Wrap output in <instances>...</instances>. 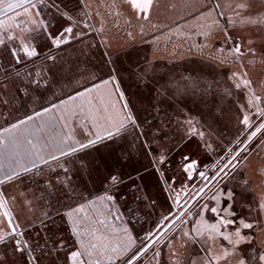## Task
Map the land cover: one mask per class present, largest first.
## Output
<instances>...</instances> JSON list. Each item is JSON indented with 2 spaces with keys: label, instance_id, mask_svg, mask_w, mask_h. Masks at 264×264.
<instances>
[{
  "label": "snow or ice",
  "instance_id": "1",
  "mask_svg": "<svg viewBox=\"0 0 264 264\" xmlns=\"http://www.w3.org/2000/svg\"><path fill=\"white\" fill-rule=\"evenodd\" d=\"M256 0H243L239 3H225L221 5L214 0L197 11L196 22L192 25L196 29L197 35L207 39L214 30L227 32V28L237 26V21L224 11H218L222 7L234 11L237 17H241L240 24H254L255 20L246 19L248 13ZM133 9L144 14L143 19H149L148 13L153 6V0H129ZM261 7H264V0H259ZM50 6L54 7L52 0H0V14L7 19L11 18L13 26L0 24V29H4L9 42L16 40L17 37L11 35L12 29L21 28L18 18L21 15L28 16L26 24L31 28L22 29L24 33L36 32L44 36L50 45L56 49L67 45L70 41L84 42L87 39L91 25L85 23L83 28L79 27V17L65 13L58 9L61 17H66L67 24L53 31L52 21L45 19H34L30 9H36V16L47 15L43 10ZM23 10V12L19 10ZM215 13V15H213ZM18 14V15H16ZM84 15H87L85 12ZM219 17H225L223 23ZM211 19V23H199ZM7 19L0 18V21ZM188 27V25H185ZM74 29H79L75 31ZM95 31L94 29H92ZM142 31V29H141ZM131 37L132 33H128ZM35 39V37H30ZM5 43L0 38V45ZM233 47L226 55L213 54L211 59L221 65L228 62L229 58L240 59L244 55V49L236 40H232ZM104 48H109V42H103ZM252 41L249 40V45ZM201 52L208 47L207 44L198 46ZM8 54L14 59L16 64L21 63V57H38L37 46L20 41L19 47L13 46L7 49ZM249 54H254L251 47L248 48ZM224 48L219 49V53L224 54ZM112 53L105 51L102 53L103 59L98 66L97 71L102 75L96 76L91 86H86L84 90L77 91L68 99H61L59 103L50 101V106L40 104L41 82L34 80L30 76L20 73L18 70L13 76L17 80H23L24 95L32 98L34 107L33 114H26L25 118H17L10 126L3 127L0 131V207H7L9 203H15L18 199L27 200L26 195L21 193L16 198H9L7 189L3 186L7 183H15L19 180L23 182L31 177L37 184H42L40 191L42 196L40 200L50 199L54 195L65 196L68 200L66 207L69 209L61 218L70 225V234L73 239V247L63 242V238H57L54 233L49 234V228L55 226V218L51 212H44L40 217V225L44 229L40 241L33 242L30 235H26L20 230V225L15 223L10 212L5 211L4 216L8 217L7 224L0 230V264H42L47 259L50 264H57L63 257L62 264H151L152 258L147 257L151 250L153 257H160V243L167 238V241H173L180 237L181 246L188 242L199 243L204 255L195 260H182L179 249L173 253L176 256L174 264H264V251L249 249L246 253L242 245L252 246L255 237L246 233L244 230H251L252 233L258 229L264 234V190L261 191L258 199L255 201V215L253 208H249L246 216L235 218L236 214L232 209V204L222 207V203L234 200L232 190L223 191L217 186L215 191L208 196V200L200 206L195 212V217L191 222L186 217H192L191 208L179 211L174 217L165 213L162 217V223L155 232L150 231L147 236L141 239L139 233L135 232L132 226L131 217H139L137 213L144 214V208L154 207L152 197L148 195L147 189L143 184L144 177L148 170L133 169V172L125 175L123 169L125 166L137 158L141 152L149 159L151 171L157 179L163 178L161 189L167 185L168 192H176L175 183L179 177L166 175L167 165L175 163L185 179L192 180L194 173L201 181L200 186L195 193H188L187 186L181 184L180 191L185 196L193 200H198L207 194V191L213 185L223 178L230 175V170H235L242 159V154L247 151L248 145L259 135L264 137V108L261 107V96L255 92H250L248 102L244 106L245 112L239 121L243 128L238 127L234 140L224 141L223 137L214 141L216 147L220 149L213 167L215 171L212 175L206 174L198 168V161L190 155L184 154L181 162H173L171 159V149L161 151V141H166L167 137L160 128L152 129L151 126L145 128L146 121H141L139 115L134 111L130 101L127 100L125 92L121 90L120 68L117 67V60L112 59ZM47 59L56 61V57L49 55ZM118 59V58H117ZM33 63L35 61L33 60ZM251 63V61H250ZM148 68H139L135 72L138 82L143 83L148 78ZM40 76V72L35 73ZM95 76L96 73L94 72ZM11 78V77H10ZM187 79V78H185ZM234 83L236 89H250L252 82L249 79H242L237 72L233 71L229 77ZM239 81V82H238ZM34 85V87H33ZM147 87V84L144 85ZM93 94H97L93 96ZM187 93L180 88H175L176 95H186ZM161 95L159 91L156 96ZM156 96L153 99H156ZM98 99L99 104H94L93 100ZM77 100L81 101L80 112L83 116L77 125L78 132L69 128L67 134L58 130L54 136L48 137L47 142L41 137L45 129H59L61 122L63 127H68V117L65 116L67 105ZM157 104L153 105L156 111H159ZM39 105V110L37 109ZM85 105L87 107L85 108ZM255 109V115L259 116L257 122L249 111ZM36 121H39L37 125ZM175 130L178 131L182 140L177 145V150L184 143L199 138L205 145V150H211L212 145L205 140V132L198 130L194 126L191 117L177 119L174 121ZM187 125V127H185ZM211 128V125L208 126ZM212 136V132H208ZM79 137V138H77ZM149 138L150 141L149 142ZM101 148L108 149L107 155H99L93 158L92 152L100 153ZM58 153V155H57ZM50 161L52 163H50ZM41 165L45 166L44 168ZM103 168L106 172L102 176V183L106 186L104 194L98 195L96 199H91L76 184L74 177L90 176L93 172L99 173ZM45 171L49 173L45 177ZM51 173H55L57 180L53 181ZM63 173V176L60 174ZM39 177L40 179H36ZM127 189V193L124 191ZM143 189V192H142ZM242 190H248V182L244 181ZM130 193V194H129ZM124 197L125 204L117 207L120 198ZM87 200L86 203L81 201ZM209 201L214 202L211 206ZM173 202L178 209L181 208V196L179 192L173 197ZM187 202V201H185ZM30 203V202H29ZM78 204V206H73ZM135 204L136 207H132ZM86 209H91L94 213L89 215ZM129 216L127 222L121 216ZM171 212V207L169 208ZM211 212L216 221L210 223L205 213ZM59 215V209H57ZM83 214V216H81ZM113 220L119 221L120 226L113 225ZM159 223V222H158ZM191 226L185 228V225ZM99 224L105 229L111 228V235H105L95 225ZM167 225L165 228L164 225ZM233 226H235L233 228ZM175 231V234L168 236L169 232ZM39 229H37L38 231ZM115 237V239H113ZM167 246V243L166 245ZM264 248V240L261 242ZM67 249V251H64ZM155 264H160L157 259Z\"/></svg>",
  "mask_w": 264,
  "mask_h": 264
},
{
  "label": "rangeland",
  "instance_id": "2",
  "mask_svg": "<svg viewBox=\"0 0 264 264\" xmlns=\"http://www.w3.org/2000/svg\"><path fill=\"white\" fill-rule=\"evenodd\" d=\"M192 1L194 2V0ZM193 2L189 4L187 16H185L187 22L182 23L184 20V12H182L180 16L178 11H174L173 9L177 7V4H174L176 3L175 0H171L172 9H166L164 19L157 22L155 20L141 22L128 18L124 20V25L118 26V28L115 23H110V27L104 31L105 36H103V34L102 36L110 40V38L113 39L116 34H119L124 40L122 44L118 45H110L109 43L110 46L107 51L113 54L112 59L117 60V67L120 68V76L122 77L120 81L121 90L125 92L127 100L130 101L134 111L139 115L140 120L147 122L145 128L149 126H151L153 130L160 128L167 137L166 141H161V151L167 152V150L171 149V159H178L184 154H188L192 158H200V164L203 169H205V171L209 169V171H211L210 174H213V171H215V169L212 171L213 165L217 159V156L213 153H218L220 151V149L216 147L214 141L218 140L220 137H223L224 141L234 140L237 128H243V125L240 124L239 121L242 119L245 112L244 106L248 102L249 92L246 91V89H236L233 81L229 79L233 71H240L242 74L241 67L244 63L243 57L240 59L231 57L227 63L221 65L217 61L211 59V56L213 54L226 55L230 48L234 46L232 43L233 39L239 42L243 49L245 48L244 46H250V36L246 33L243 34V24L239 26V21H237V26L235 28L230 27L232 30L231 34L235 37H231V39L225 37L220 39V42H213L212 40L207 41L205 37L197 35L196 29L192 27L195 22V12L190 9V7L193 6ZM255 21H257V23L251 24L252 28L255 24L261 22L260 20ZM87 24L91 25V29L86 30L88 31V36L85 41L88 42L91 38H95V36H98L100 33L92 21L88 20ZM185 25H188V27H185ZM76 31H78V29ZM128 33H132L133 36L130 37ZM251 33L253 39L254 36L259 38L260 33L257 29ZM76 43L78 50L76 59L69 61L70 68L65 69L66 71L68 70L67 73L59 76L56 74L45 75V81L54 84L57 88V92L54 90L52 91L55 102L66 99L69 95L73 94V90L69 93L67 92V87H65L67 82H73L74 79H76L77 88H79V83L84 84V79L87 81L88 76L84 74V66L87 72H92L90 83L96 79V76L102 75V73L97 71L103 59L102 53H104L99 47L100 45H95L93 42L84 43L76 41ZM203 44H207L208 47L201 52L198 46ZM253 45H255L254 41L251 46ZM220 48H224V54L219 53ZM146 65L149 66L148 78L143 83L138 82L135 72ZM73 71H75L76 74H74ZM94 72L96 73L95 76L93 75ZM240 76L242 77V75ZM82 78L83 80L79 82V79ZM145 83L147 87L144 86ZM175 88H180L187 94L182 96L176 95L175 98H173ZM79 90H76V92ZM157 91H159L161 95L156 96ZM44 93L47 94V91H44ZM56 94H59V96L56 97ZM93 96L96 95L93 94ZM154 96H156L155 100L153 99ZM51 98L53 97H49L48 100ZM157 101H159V111L153 108V105L157 104ZM94 104L98 105L99 100L95 99ZM261 107L264 108V99L261 100ZM249 114L257 122L260 120L259 116L255 115V109H251ZM185 117H191L194 126L205 132L206 138L204 139L207 140L208 144L212 145L211 150L206 151L205 145L199 138L184 143L183 146L177 150V145L182 140V136L175 130L174 121L177 119L182 120ZM209 125H211V128L208 127ZM185 127H187V125H185ZM208 132H212L211 137L208 136ZM149 142H151L150 138ZM260 145H264V137L258 135L248 146L247 151L242 154V159L238 163L237 168L235 170H230V175L227 178L221 179L219 185L216 184L221 187L223 191L232 190L234 192V200L222 203V207H227L228 203L232 204V209L237 219L246 216L250 207L253 208V215H255V201L258 197L256 200L252 198V192L250 191L249 181L243 164L250 154L259 151L258 147ZM107 153L108 149L101 148L100 153L93 151L92 157L95 158L101 154L107 155ZM134 168L148 170L147 175L144 177L143 184L147 189L148 195L152 197V202L154 204V207L142 206L144 208V214L141 215L137 213V217H139L138 222L136 217H131L135 232L139 233L141 239H143L150 231H156L155 226L160 222L165 213L169 215L175 212L173 215H176L181 209L176 207L177 212L174 211L175 208L169 200L166 186L164 185V190L161 189L163 181L161 179L158 180L156 174L151 171L149 159L143 152H141L130 165L125 166L123 171L125 175H127L133 172ZM176 169L177 166L167 167L166 175L171 177L174 176L176 174ZM177 172L180 177L179 180H185L178 169ZM105 174V170L101 168L99 173L93 172L90 176L84 178L77 175V177L80 178V180H77V185L82 191L86 190L87 192L91 189V194L93 196L103 195L106 186L102 183V176ZM86 179L88 181L90 180L92 184L91 187H88L89 183L87 185L85 182ZM244 181L248 182L247 191L242 190ZM212 188L214 187L212 186L202 198L195 200L193 205L189 207L192 209L193 216L186 217L185 219H188L190 222L192 219H198L194 214L200 209V206L208 200V196L213 192ZM124 191L127 193L128 190L124 189ZM188 201L187 205H189L193 199H189ZM209 203L211 206H214V202L209 201ZM124 204V197H121L117 207H122ZM132 207H136V205L133 204ZM170 207L171 212H169ZM184 208L182 210H184ZM120 214L123 216L125 222L130 218L129 216H124L123 211H121ZM205 215L210 223L216 221V217L211 212H207ZM190 226L191 223L184 227L187 229ZM164 227L166 228L167 225L165 224ZM234 227L235 226H233V228ZM61 231L63 234V230ZM175 231L174 229L172 232H169L168 236L174 235ZM244 231L255 236V232L252 233L251 230ZM257 231L258 229L256 232ZM41 236L42 235L35 234L30 235L33 242L40 241ZM61 237L64 240L63 242L68 245V248L73 247L74 238L71 235L65 233ZM166 243L167 246H165ZM159 247L161 250L160 257H153V252L150 250L145 260H147V258H152L151 264H155L157 259L160 261V264H174L176 256H174L173 253L176 252L177 249L180 251V258L185 261L195 260L204 255L199 243L188 242L181 246L179 236H177L176 240L170 242L165 238L164 241H161ZM241 247L245 249L246 253H248L250 248L253 250H260L255 241L252 246L242 245ZM64 251H67V249H64ZM62 261L63 257L61 256L57 264H62ZM47 264H50L49 260Z\"/></svg>",
  "mask_w": 264,
  "mask_h": 264
},
{
  "label": "crops",
  "instance_id": "3",
  "mask_svg": "<svg viewBox=\"0 0 264 264\" xmlns=\"http://www.w3.org/2000/svg\"><path fill=\"white\" fill-rule=\"evenodd\" d=\"M175 2L176 3L174 4H177V7H174L173 10L178 11V14L180 16L182 12H184V20L182 21V23L187 22L185 16H187L186 14L189 10V4L193 1L175 0ZM211 2L212 0H194L193 6H191L190 9L193 10L196 14L199 9L208 6ZM214 2L224 5L225 3L235 4L243 2V0H214ZM52 4L55 6H50L48 9H44L43 11L47 13V15L43 16H36L35 13L37 10L30 9L32 17L37 20L45 19L47 21L50 19L52 21L53 31L67 24L66 17H61L58 13V9H62L65 13L73 15L74 18L79 17L80 28H82L84 24L87 23L88 20H90L95 25V27L98 28L100 34H98V36H95V38H91V40L88 42L84 41V43L93 42V44L95 45L98 44L100 45L99 47L103 50V52L107 51V49L104 48L103 42L107 41L110 43V45H118L122 44L124 41L122 37L119 36V34H116L115 38H110V40H108L109 38L103 37L105 36L104 31L108 27H110V23H115L116 27L118 28V26L124 25V20L128 18L139 20L141 22H149L150 20H155L157 22L165 18L164 14H166V9H172L171 0H153V6L148 13L149 19L145 20L143 19L144 14L138 12L136 9H133L129 3V0H52ZM19 11L23 12L22 9ZM218 11H224L226 15L232 16L236 21H239L241 19V17L236 16L234 11H230L227 8L222 7ZM85 12L87 13V15H84ZM246 12L248 14L243 18L260 20L261 22L259 24H255L253 28L251 24L242 25L244 27L243 34L246 33L247 35H249L252 44L254 41L255 45L244 46V63L241 67L242 74L240 73V71H237V73L239 76L242 75V77L240 76V80L249 79L252 82L251 88L246 89V91H248L249 93L255 92L256 94L261 96L262 100L264 99V7H261L259 4V0H256V2L253 4V7L250 10H246ZM213 15H215V13H213ZM0 18L7 19V17H3L2 14H0ZM219 19L223 23L225 17H219ZM27 20L28 16L25 15H21L18 18V22L21 24V28L14 27L12 29V32L10 34L17 37V39L11 42L7 40L8 34L5 32V30L0 29V38H3L5 41L3 45H0V125H2L3 127L10 126L12 122H16L17 118H25L26 114L34 113L32 98L30 96L24 95V81L15 79V77L13 76L14 72L18 70L20 73H23L26 76H30V78L34 80H39L41 82L40 104L43 106H50L49 102L55 100L54 95H52V91H56L57 88L56 86H54V84L45 81V75L56 74L59 76L61 74L67 73L68 70L66 71L65 69L70 68L69 61H73V59L75 60L78 52L76 41H70L69 44L61 46L60 49H56L52 47L50 45V42L39 33H24L22 31L23 28H31L30 24L25 23V21ZM199 23H211V19L209 18L206 21H199ZM0 24H7L8 27H12L13 21L11 18H9L5 21H0ZM238 24L240 26L239 22ZM230 27L232 26H229L227 28V32L222 30H214L207 38V41L212 40L213 42H220V39H223L225 37L228 39H231V37H235L233 34H231L232 30L230 29ZM255 28L260 34L259 38H256L257 36H254L253 39V35L251 32L256 31ZM74 30L76 31L77 29ZM30 37H35V39H31ZM21 40H23L24 43L30 44L32 46H37L38 57L27 58L22 56L21 63L16 64L14 59L8 54L7 49L13 47L14 45L19 47ZM249 47L253 49L254 54L248 53L247 50ZM50 54L56 57L55 62L47 59ZM33 60L35 61V63H33ZM83 68L84 74L88 76L87 81L86 79L83 80V78L79 79V82H81V80H83L84 82V84L79 83L78 87L80 88V90L79 88H77L76 79H74L73 82H67V84H65V87H67L68 93L73 90L74 92L72 95H74L76 93V90L82 91L86 86H91L92 83H90V76L92 72H87V70H85V66ZM36 72H40L41 75L36 76ZM73 73L76 74L75 71H73ZM44 91H47V94H45ZM57 96H59V94H56V97ZM49 97L53 98L48 100ZM68 97L66 99H68ZM94 101L95 99L93 100V103ZM59 102L60 100L57 101V103ZM80 104L81 101L77 100L75 103L70 102L67 105L65 116L68 117V127H63L64 122H61V126L59 129H45V131L41 133V137L47 142L48 137L54 136L58 130H62L64 134L68 133L69 128L74 129L78 132L79 130L77 128V125L79 121L83 119V116L80 112ZM86 107L87 105H85V108ZM36 110H39V105H37ZM36 123L38 125L39 121H36ZM3 127H0V131L3 130ZM258 148L259 151L250 154V156L246 158L243 164V168L246 170V176L249 181L250 191L252 192V198L254 200H256V198L261 194V191L264 190V145H260ZM50 163L52 162L50 161ZM41 167L44 168L45 166L41 165ZM48 175L49 173L45 171V177H47ZM50 175L52 176L53 181L59 178L55 173H51ZM60 175L63 176V173H61ZM36 179L40 178L37 177ZM74 179L76 184L77 180H80V178L77 176H75ZM87 179L85 182L87 183V185L89 183L88 187H91L92 184L90 180L88 181ZM3 187L7 189L9 198H16L20 196L21 193H23L27 197V200L18 199L15 203H9L7 206L8 211L12 215L13 221L20 225V230L24 231L26 235H47L46 233H44V229L40 225V217L44 212H51L53 214V217L55 218V226L49 228V234L54 233L58 238L63 236L65 233L67 235H71L69 230L70 225L66 224L61 218L63 213L69 210L66 207L68 200L65 196L54 195L50 199L41 201L40 197L42 196V193L40 189L41 187H43V185L35 183L31 177L25 179L23 182L17 180L15 181V183H7ZM83 191L85 192L86 196H88L89 193L91 194V189L87 192L86 190ZM96 197L97 195L93 196L91 194L89 198L95 199ZM81 202L86 203L87 200H83ZM73 206H78V204H74ZM57 209H59V215L57 214ZM86 212L89 215L94 216V213L91 209H86ZM81 216H83V214H81ZM94 218L96 217L94 216ZM262 219H264V216H262ZM6 224L7 222L0 208V230H2ZM113 225L119 227L120 222L113 220ZM95 227L100 229V232L102 234L111 235V228L105 229L99 224H96ZM37 229L39 230L37 231ZM61 230H63V234ZM254 237V241L258 245L260 251H264V248L261 247V242L262 240H264V234H261L258 230L257 232H255ZM113 239H115V237H113ZM47 261V259L43 260L42 264H47Z\"/></svg>",
  "mask_w": 264,
  "mask_h": 264
},
{
  "label": "flooded vegetation",
  "instance_id": "4",
  "mask_svg": "<svg viewBox=\"0 0 264 264\" xmlns=\"http://www.w3.org/2000/svg\"><path fill=\"white\" fill-rule=\"evenodd\" d=\"M198 128V127H197ZM198 130H200V131H202L201 129H199L198 128ZM259 135V134H258ZM206 138V137H205ZM255 139V138H254ZM252 143V142H251ZM250 143V144H251ZM249 144V145H250ZM248 145V146H249ZM188 155V154H187ZM181 157L182 156H180L178 159H175V158H173L172 159V161L173 162H183L182 160H181ZM193 159H195V160H197L199 163H198V168H199V170H204L205 171V169H203V167L201 166V164H200V158H197V157H195V158H193ZM215 164V163H214ZM171 166H175V163H173V164H169V165H167V167L169 168V167H171ZM210 168H212V167H210ZM177 169H178V171H179V168L177 167ZM177 169H176V174L174 175V176H172V177H179V175L177 174L178 172H177ZM215 168L213 167V169H212V171L214 170ZM206 172V174H208L209 176L210 175H212V174H210L211 173V171H209V169H208V171H205ZM214 172V171H213ZM179 173H181L180 171H179ZM179 179H180V177H179ZM161 180L163 181V178H161ZM179 181H181V180H179ZM179 181H177L176 183H175V188H176V192H179L180 193V196H181V210L184 208V210H187L188 208H187V204H188V200L189 199H191V198H188V197H186L185 196V194H184V192H182V191H180V188H181V184H180V182ZM182 182H183V184L184 185H186L187 186V188H186V191L188 192V193H195L196 191H197V189L200 187V186H202V184H203V181H201L200 180V178H199V176L197 175V174H195L194 173V176H193V179L192 180H187V179H185V180H182ZM219 181L217 182V185H219ZM217 185H213V187L214 188H212V190H213V192L215 191V189H216V187H217ZM166 186V191H167V185H165ZM209 191V190H208ZM168 192V191H167ZM176 192H168V197H169V200H170V202H171V204H172V206L175 208V210L174 211H176L177 212V208H176V205L174 204V202H173V197L176 195ZM210 193V192H209ZM185 201H187V202H185ZM193 205V204H192ZM187 208V209H186ZM175 213V212H174ZM174 213H171V214H169L170 216H175V215H173ZM160 223H162V219L160 220V222L155 226V230L158 228V227H160Z\"/></svg>",
  "mask_w": 264,
  "mask_h": 264
},
{
  "label": "water",
  "instance_id": "5",
  "mask_svg": "<svg viewBox=\"0 0 264 264\" xmlns=\"http://www.w3.org/2000/svg\"><path fill=\"white\" fill-rule=\"evenodd\" d=\"M194 202H195V200H193V201L187 206V208H189ZM0 208H1L2 214H4L5 211H8L7 207H0ZM187 208H186V209H187ZM8 212H9V211H8ZM3 216H4V215H3ZM4 218H5L6 222H8V217H5V216H4Z\"/></svg>",
  "mask_w": 264,
  "mask_h": 264
}]
</instances>
